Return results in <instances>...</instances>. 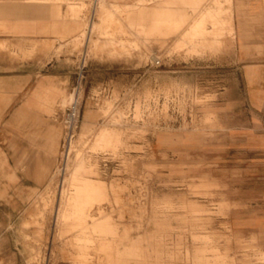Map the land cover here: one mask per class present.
<instances>
[{
  "label": "rangeland",
  "instance_id": "1",
  "mask_svg": "<svg viewBox=\"0 0 264 264\" xmlns=\"http://www.w3.org/2000/svg\"><path fill=\"white\" fill-rule=\"evenodd\" d=\"M60 1L76 34L30 36L37 42L23 41L21 53L18 36L0 32V62L14 63L8 69L71 72L65 99L77 85L80 101L64 161L67 102L49 116L60 130L61 168L27 199L29 187L8 185L7 197L25 200L19 211L0 198V264H197L196 255L204 264H264V181H252L228 156L242 66L223 46L244 4ZM104 129L118 133L116 143L98 142ZM161 133L170 142L157 144ZM207 178L216 183L190 186ZM86 179L104 186V197L83 189L75 197ZM136 241L135 257L127 255Z\"/></svg>",
  "mask_w": 264,
  "mask_h": 264
},
{
  "label": "crops",
  "instance_id": "2",
  "mask_svg": "<svg viewBox=\"0 0 264 264\" xmlns=\"http://www.w3.org/2000/svg\"><path fill=\"white\" fill-rule=\"evenodd\" d=\"M234 1L236 6L238 3L244 5L240 9L235 7V37H226L229 39L223 47L237 51L242 68L241 93L233 94L229 111L228 156L233 167L260 183L264 181V0ZM60 2L0 0V32L18 36L21 53L26 51L23 41L37 42L36 38H30L33 35L51 33L61 39L70 37L78 32L79 25L73 19L61 17ZM228 32L234 34L232 29ZM1 45L7 47L8 44L1 42ZM13 64L0 62V177L8 181L7 185L6 182L0 185V198H5L7 207L16 212L25 200L19 195L7 197L9 191H13L8 185L29 187L27 199L63 164L54 160L60 130L49 116L55 113L56 104L66 100L65 89L72 82V76L71 72H60L55 66L41 75H36L34 68L29 66L8 69ZM19 117L20 121L14 119ZM18 128L21 130L17 131ZM6 132L12 135L6 137ZM182 137L190 139V135ZM171 139L170 135L161 133L156 142L162 144ZM213 182L216 183L205 179L199 185L193 182L190 186L212 185ZM262 190L264 194V187ZM221 203L230 204L227 200Z\"/></svg>",
  "mask_w": 264,
  "mask_h": 264
},
{
  "label": "bare ground",
  "instance_id": "3",
  "mask_svg": "<svg viewBox=\"0 0 264 264\" xmlns=\"http://www.w3.org/2000/svg\"><path fill=\"white\" fill-rule=\"evenodd\" d=\"M71 97H72V92L70 93V95H69V97H68V99L67 100H64V102H67V104H66V106L69 104V101H70V99H71ZM65 121V120H64ZM64 126L67 128V125H66V121H65V124H64ZM101 130V129H100ZM117 133V132H116ZM116 133H114V132H109V131H105V129L104 130H102V131H99L98 132V134H97V140H98V142L99 141H105V143L107 142L108 144L110 143V144H113V143H116L117 142V134ZM66 149H65V152H64V154H63V159L65 160L66 158H67V155L69 154V146H70V144L72 143V140L74 139V130L72 129V131L71 132H69V133H67L66 132ZM95 141H96V139H95ZM77 157H79V155L77 154ZM76 157V158H77ZM80 161L78 160L77 162H75V164H74V166H76V165H78V163H79ZM80 164V163H79ZM81 180V179H80ZM83 180H84V178H83ZM83 180H81V182L80 183H82L83 184ZM81 184V185H82ZM104 185V184H103ZM104 186H101V185H95V184H93L92 183V181H89V182H87V179H86V181L84 182V185H83V187L81 188V187H79L78 186V188H77V190L75 191V193H77L79 190H81V192H82V189H83V193H84V191H85V193L86 194H88L89 196H90V198L91 199H94L95 198V196L97 197V195L100 193L101 195H102V197H104L103 195L105 194V189L103 188ZM103 189H104V194H102V191H103ZM87 191V192H86ZM80 192V191H79ZM90 194H89V193ZM94 194V195H93ZM97 194V195H96ZM76 195H78V193L77 194H74V196L76 197ZM81 195V194H80ZM83 195V194H82ZM82 195L80 196L81 198H82ZM85 195V194H84ZM94 196V198H93V196ZM79 196V195H78ZM89 196H86V197H89ZM99 196V195H98ZM101 197V198H102ZM83 198H84V196H83ZM98 199H99V197H97ZM100 198V199H101ZM74 199V198H73ZM77 199H78V197H77ZM77 199H74V200H77ZM96 199V198H95ZM97 199V200H98ZM104 220V219H103ZM102 220V223L100 222V223H98L97 224V227L98 228H96L95 227V229H101V225L102 224H104L103 222L105 221H103ZM98 221V220H97ZM100 221V220H99ZM98 221V222H99ZM96 224V223H95ZM101 224V225H100ZM103 227L105 226V224L104 225H102ZM108 227V226H107ZM135 240V239H134ZM137 241H139V239L137 240ZM136 241V242H137ZM133 246H131V248L130 249H128V251L126 252L127 253V255L128 254H130V255H133L134 256V254H135V251L137 250V248L139 247V244H138V242L137 243H134V244H132ZM203 251H204V249H203ZM202 251V252H203ZM196 252H199L200 253V251H196ZM125 253V254H126ZM198 253V254H199ZM132 257V256H131ZM135 257V256H134ZM131 260H132V258H130ZM129 259V260H130ZM128 260V261H129ZM136 261V260H135ZM195 261H196V263L197 264H204V262L205 261H207L208 262V260L207 259H205V258H203V257H199V256H197L196 255V258H195ZM138 264V263H137ZM141 264V263H140ZM205 264H207V263H205Z\"/></svg>",
  "mask_w": 264,
  "mask_h": 264
},
{
  "label": "built area",
  "instance_id": "4",
  "mask_svg": "<svg viewBox=\"0 0 264 264\" xmlns=\"http://www.w3.org/2000/svg\"><path fill=\"white\" fill-rule=\"evenodd\" d=\"M80 116V101L78 86L72 89V97L65 110L66 132L69 133L75 128Z\"/></svg>",
  "mask_w": 264,
  "mask_h": 264
}]
</instances>
